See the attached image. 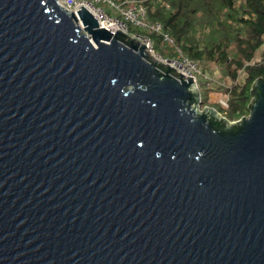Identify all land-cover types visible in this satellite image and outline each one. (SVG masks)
<instances>
[{
	"label": "water",
	"instance_id": "obj_1",
	"mask_svg": "<svg viewBox=\"0 0 264 264\" xmlns=\"http://www.w3.org/2000/svg\"><path fill=\"white\" fill-rule=\"evenodd\" d=\"M76 12L0 0V264H264V77L230 121Z\"/></svg>",
	"mask_w": 264,
	"mask_h": 264
},
{
	"label": "trees",
	"instance_id": "obj_2",
	"mask_svg": "<svg viewBox=\"0 0 264 264\" xmlns=\"http://www.w3.org/2000/svg\"><path fill=\"white\" fill-rule=\"evenodd\" d=\"M148 4V1L145 0ZM169 7L157 0L149 18L163 24L182 53L198 62L203 73L215 67L225 78L237 82L223 92L228 110L220 113L230 121L249 115L250 89L264 77V0H170ZM158 4V5H157ZM167 8V9H166ZM139 30L132 29V32ZM141 34H145L140 31ZM155 49L163 53L160 39ZM202 103L208 106L204 83L199 86ZM223 86L220 85L219 89Z\"/></svg>",
	"mask_w": 264,
	"mask_h": 264
},
{
	"label": "built area",
	"instance_id": "obj_3",
	"mask_svg": "<svg viewBox=\"0 0 264 264\" xmlns=\"http://www.w3.org/2000/svg\"><path fill=\"white\" fill-rule=\"evenodd\" d=\"M169 1L157 0L165 7H169ZM58 3L68 13L76 14V17H78L76 10L88 9L98 21L100 28L115 27L116 30L137 39L163 64L172 66L193 79L199 87V78L203 75L200 65L182 53L162 23L154 22L149 18L150 11L145 0H58ZM132 29L139 31L132 32ZM140 31L145 34H141ZM153 36L160 39L159 45L163 53L156 52ZM206 79L211 80L209 77ZM221 103L225 108L228 107L227 102L221 101Z\"/></svg>",
	"mask_w": 264,
	"mask_h": 264
},
{
	"label": "rangeland",
	"instance_id": "obj_4",
	"mask_svg": "<svg viewBox=\"0 0 264 264\" xmlns=\"http://www.w3.org/2000/svg\"><path fill=\"white\" fill-rule=\"evenodd\" d=\"M152 2L154 4V0L148 1L147 6L149 8V11H151V10L154 11V7H151ZM154 5L156 6V4H154ZM212 70L214 71L212 73L211 72L207 73V74L203 73V75L199 78L200 79L199 80V86L204 83L205 88L206 87L210 88V89H208V91L205 92V95H207V97H208V102H209L208 106L214 107L218 111L220 109H222L224 111L228 110L229 106L227 108H225L221 103V101H225V102H227V104L229 103V96L224 94L223 89L224 88L230 89L231 86H233L237 82H233V81H230L229 79L225 78L215 67H212ZM202 72H203V70H202ZM205 76L211 78V80L206 79L207 77L205 78ZM220 85L223 86L222 89H219ZM202 106H204L203 103H202Z\"/></svg>",
	"mask_w": 264,
	"mask_h": 264
},
{
	"label": "bare ground",
	"instance_id": "obj_5",
	"mask_svg": "<svg viewBox=\"0 0 264 264\" xmlns=\"http://www.w3.org/2000/svg\"><path fill=\"white\" fill-rule=\"evenodd\" d=\"M83 9H86V8H83ZM87 11H88V9H86ZM70 14V13H69ZM74 14V13H73ZM76 15V14H75ZM77 16H78V14H77ZM96 19V18H95ZM78 20H79V18H78ZM79 22H81V21H79ZM98 22V21H97Z\"/></svg>",
	"mask_w": 264,
	"mask_h": 264
}]
</instances>
